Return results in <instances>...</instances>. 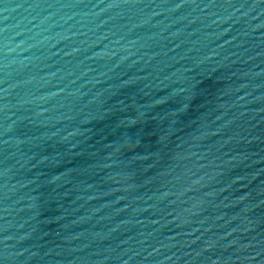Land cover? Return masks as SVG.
Masks as SVG:
<instances>
[{
    "label": "water",
    "instance_id": "1",
    "mask_svg": "<svg viewBox=\"0 0 264 264\" xmlns=\"http://www.w3.org/2000/svg\"><path fill=\"white\" fill-rule=\"evenodd\" d=\"M0 264H264V0H0Z\"/></svg>",
    "mask_w": 264,
    "mask_h": 264
}]
</instances>
